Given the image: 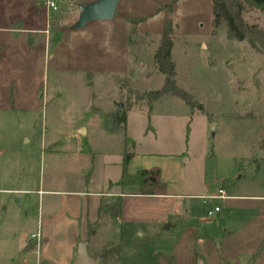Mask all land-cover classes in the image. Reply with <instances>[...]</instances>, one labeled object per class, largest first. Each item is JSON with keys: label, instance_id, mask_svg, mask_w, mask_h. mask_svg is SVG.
<instances>
[{"label": "rangeland", "instance_id": "rangeland-1", "mask_svg": "<svg viewBox=\"0 0 264 264\" xmlns=\"http://www.w3.org/2000/svg\"><path fill=\"white\" fill-rule=\"evenodd\" d=\"M91 1L0 0V172L74 188L79 177L94 180V163L104 165L98 178L119 179L126 151L180 153L187 191L213 194L231 178L239 192L264 194V56L227 38L214 23L212 0H179L171 14L168 0H119L112 20L72 29L79 5ZM167 17L176 82L194 107L173 94L145 95L164 86L155 53ZM244 17L264 26V11ZM117 109L127 114L126 129L107 130L106 114ZM20 209L18 200L7 208ZM185 221L203 234L199 219ZM130 226L124 246H109L113 264H160L161 252L191 262L194 247L182 227L154 237L141 226L138 237ZM100 227L92 243L103 247L108 233ZM215 241L197 264H223ZM39 260L18 242L0 243V264H57Z\"/></svg>", "mask_w": 264, "mask_h": 264}, {"label": "crops", "instance_id": "crops-1", "mask_svg": "<svg viewBox=\"0 0 264 264\" xmlns=\"http://www.w3.org/2000/svg\"><path fill=\"white\" fill-rule=\"evenodd\" d=\"M80 131L85 133L86 129L80 128ZM185 167L180 153L133 152L128 165L130 173L140 169L161 170L160 179L165 188L152 195L140 194L136 185L121 186L120 178L113 179L110 175H106V180L98 178L97 173L104 172L102 163L93 165L94 180L79 177L80 187L74 188L57 180H49L47 187L41 179L32 185L29 177L0 172V241L18 242L23 249L35 251L37 260L57 264H72L79 244L84 242L89 255L99 257L98 264L107 261L113 264L117 262L116 257L100 256L102 249L110 245L124 246L132 237L130 224L136 226L138 237L143 235L141 226L148 227L150 236L154 237L158 236L159 229L169 231L182 227L189 245L194 247L189 264L203 261V247H208L214 239L219 241L212 248L223 264H264V194L239 192L236 180L222 187L227 178L213 194L187 191ZM219 189H224L227 196L206 199ZM118 199L121 209L115 214L112 208ZM17 200L21 209L10 213L7 208ZM215 206L220 210L209 215ZM224 208L228 209L227 214H221ZM210 216H215V224H209ZM189 219L201 221L202 235L199 226L183 222ZM96 227L108 233V244L103 247L92 243L99 233Z\"/></svg>", "mask_w": 264, "mask_h": 264}, {"label": "trees", "instance_id": "trees-1", "mask_svg": "<svg viewBox=\"0 0 264 264\" xmlns=\"http://www.w3.org/2000/svg\"><path fill=\"white\" fill-rule=\"evenodd\" d=\"M179 0H168L165 6L171 14L175 4ZM212 12L214 15V23L216 26L224 25L226 27V36L230 40L247 41L249 45L257 52L264 56V26L258 23L248 22L244 14L248 9H257L264 11V0H212ZM172 19L167 17L164 22V35L160 45L155 53V63L158 65L161 72L165 75L164 86L160 90L147 91L145 95L149 96L150 100H155L164 94H173L184 98L193 107L198 104L194 101L193 96L180 88L176 82L175 64L172 60L173 38ZM12 96V100H13ZM202 107V105L200 104ZM127 125V114L122 109H117L106 114L105 128L107 130H125ZM129 138H127L128 140ZM133 152H125L122 160V172L118 184L121 186L136 185L139 188V193L144 195L155 194L156 191H162L165 188V183L161 182L159 168L140 169L135 173H130L128 165ZM235 180H224L222 187H228V184H233ZM118 199L113 206V211L118 214L121 209V203ZM113 248V247H112ZM112 248L105 246L102 249L100 256L105 257L111 254ZM160 264H179L174 255L159 254ZM192 264H197L194 261Z\"/></svg>", "mask_w": 264, "mask_h": 264}, {"label": "water", "instance_id": "water-1", "mask_svg": "<svg viewBox=\"0 0 264 264\" xmlns=\"http://www.w3.org/2000/svg\"><path fill=\"white\" fill-rule=\"evenodd\" d=\"M119 0H94L79 5L78 20L71 26L72 29L84 27L93 20H112L116 13ZM99 257L89 255L86 243L81 242L77 249L75 260L72 264H98Z\"/></svg>", "mask_w": 264, "mask_h": 264}, {"label": "built area", "instance_id": "built-area-1", "mask_svg": "<svg viewBox=\"0 0 264 264\" xmlns=\"http://www.w3.org/2000/svg\"><path fill=\"white\" fill-rule=\"evenodd\" d=\"M48 4L51 5V6H55V2L54 1H48ZM226 196H227L226 191L224 189H219L217 194L209 196L206 199L211 200L213 198H219V197L223 198V197H226ZM219 210H220V207L219 206H215L212 210H209L208 214L209 215H213L215 212H217ZM31 237L32 238H36L37 235H32Z\"/></svg>", "mask_w": 264, "mask_h": 264}]
</instances>
